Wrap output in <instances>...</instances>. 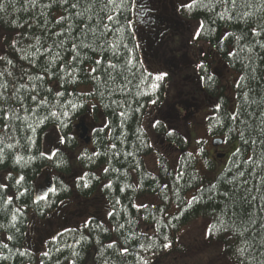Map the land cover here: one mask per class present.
Here are the masks:
<instances>
[{
  "label": "trees",
  "instance_id": "trees-1",
  "mask_svg": "<svg viewBox=\"0 0 264 264\" xmlns=\"http://www.w3.org/2000/svg\"><path fill=\"white\" fill-rule=\"evenodd\" d=\"M175 4L178 27L164 56L191 62L202 45L207 72H174L203 96L190 91L194 119L169 124L173 68L148 62L137 0H0L8 32L0 37V264H264V0ZM217 65L236 78L215 75ZM64 111L67 128L50 115ZM86 116L88 143L74 128ZM194 122L207 139L196 137L192 149ZM52 128L72 138L49 158L43 138ZM235 141L211 175L221 147ZM44 182L56 193L34 203ZM73 198L86 202L87 218L30 248L33 227L45 230Z\"/></svg>",
  "mask_w": 264,
  "mask_h": 264
},
{
  "label": "rangeland",
  "instance_id": "rangeland-1",
  "mask_svg": "<svg viewBox=\"0 0 264 264\" xmlns=\"http://www.w3.org/2000/svg\"><path fill=\"white\" fill-rule=\"evenodd\" d=\"M138 26H139V36L141 41L144 43L145 50L149 53L150 59L148 60L149 63H153L155 67L160 68L163 72L169 71L170 68L172 69L171 72V80H170V86L168 88L166 102L163 107V110L165 111V118L170 124L171 121L174 123L180 122V120L184 121V123L189 122L191 119H194L195 114L197 111L193 110L194 106L191 105L186 98H184L186 95L189 94V92H193L198 94L199 91H196L192 88V86H189L185 83L189 82V78L185 77L182 79V81L179 78V75H176L174 72L182 73L186 68H188L191 65V62L189 61V58L185 55L184 57H180L179 59L174 58H168L165 57L164 51L166 55H169L170 52L166 50L169 39H171L172 35V28L176 27L174 23L171 22L169 19L168 13H167V0H139L138 2ZM4 29L0 28V37L7 34ZM173 42V41H172ZM202 45H200L199 48H201ZM154 57V59H153ZM222 65V64H221ZM215 75L217 74H223L226 76V80L229 78H232L233 80L236 78L233 74L230 72L224 70V67H219L217 65ZM226 73L224 74L223 73ZM221 76V75H220ZM197 86L196 84H194ZM176 88V89H175ZM199 88V87H198ZM79 91H83V88H78ZM89 90V88H87ZM185 95L182 92H185ZM181 112H179V111ZM178 116H182L180 118H177ZM202 116V115H201ZM199 117V116H198ZM200 118V117H199ZM199 118H196L198 120ZM194 120V121H196ZM90 119L88 118L87 121L89 122ZM194 127L190 128L189 136L192 141V149L194 148V142L197 137V139L200 137L207 139L206 137V130L205 126L196 128V123H193ZM171 131H173V127H170ZM80 132V131H79ZM58 134L54 128L50 129L44 138V150L46 153L50 154L52 149L56 146ZM238 146L237 141L228 144L223 145L221 147V153L225 154L224 160L216 163L215 169L211 172V175H217L222 169H224L228 163V160L233 152L236 151ZM164 151L168 154H175V151L173 148L169 147H163ZM76 159L78 152L75 153ZM147 165L150 169H153L155 167V159L153 156H149L145 158ZM77 160L75 161V163ZM41 189L43 190L42 183ZM40 190V191H42ZM91 210H89V207L86 205V202L79 198H73L72 200L64 203L61 206V210L58 213H55L53 218L49 220L46 226H44L45 230H40L38 228L32 229L31 237L29 239V247L35 248L37 251L42 249V243L45 239V236H50L52 234V231H59L63 229L64 227L68 225H76L83 222ZM195 231V230H194ZM190 232V234H193V232ZM92 259L87 260V264H93L91 261ZM211 264H214L213 262Z\"/></svg>",
  "mask_w": 264,
  "mask_h": 264
},
{
  "label": "snow or ice",
  "instance_id": "snow-or-ice-1",
  "mask_svg": "<svg viewBox=\"0 0 264 264\" xmlns=\"http://www.w3.org/2000/svg\"><path fill=\"white\" fill-rule=\"evenodd\" d=\"M73 7H75V5H73ZM109 20L112 19L111 16L108 17ZM199 35V32L197 33V36ZM73 47H75V45H73ZM9 63H11V61H9ZM197 69L199 70H202V71H205L207 72V68L205 66V63L203 61H201L199 64L196 65ZM93 71H95V69H93ZM163 75H166V74H160V75H157L155 77L156 80H159V79H162L163 78ZM201 79H205V77H201ZM207 79H212V77H207ZM156 85H153V88H155ZM156 101L153 100L151 101V103H155ZM72 110L75 111V109L77 108V105L73 104L72 106ZM52 117H56L57 119H59V126L61 128H67L68 127V122L70 121L71 119V115L72 113L69 112V111H64L63 113L61 114H58L56 112H52L50 114ZM62 117V118H61ZM47 119V118H46ZM41 123H43V121H41ZM157 124H159V121H156L153 126L155 127ZM171 135V132L169 133ZM71 136H67V135H59L57 137V142L59 144H65L66 142L70 141L71 140ZM58 151V150H57ZM42 155L44 153H41ZM57 154L56 151H53L51 152L49 158H52V156H55ZM22 179V178H21ZM83 179V177L81 178ZM20 180H17V183H19ZM3 187H7V185H4V184H0V188H3ZM84 187H88V183H85L84 184ZM49 193L51 194H55L56 193V189L53 188V187H47L46 190H44L42 193L41 192H37L36 193V196H35V200H34V203H39L40 201H47L48 199V195ZM12 199L11 196L8 197V200L10 201ZM138 207H144V205H139ZM109 215H111V213H109ZM224 227V224L223 222H221L218 226H217V230H221L222 228ZM212 229H209V233H211ZM9 239H11V237H9ZM167 239V238H165ZM6 246V245H5ZM111 246V245H110ZM165 248L167 247H170V244L169 243H165L163 245ZM124 251H127V249H124ZM142 259V264H148V260L147 259H144V258H141Z\"/></svg>",
  "mask_w": 264,
  "mask_h": 264
},
{
  "label": "flooded vegetation",
  "instance_id": "flooded-vegetation-1",
  "mask_svg": "<svg viewBox=\"0 0 264 264\" xmlns=\"http://www.w3.org/2000/svg\"><path fill=\"white\" fill-rule=\"evenodd\" d=\"M167 1H168V4H167V13H168L169 19L171 20L172 23H174L175 26L178 27V25H177L178 24V20H176V18H175V17H178V15H177V5L178 4L177 5L175 4V0H167ZM173 34H175V33H172V35ZM202 49L203 48L198 49V53H199L200 57H196V55H194L195 56V59L194 60L191 59V65H190L191 67L192 66H196L197 64H199L201 61L204 60L203 59L204 51ZM215 68H212V71ZM199 93H200V96L202 97L203 95L201 94V91H199ZM202 102H208L209 104H211L210 101H207L204 98H203ZM194 110L198 112L197 107H195ZM88 118L89 117H87V116L84 117L81 120L82 122L80 121V123L78 124V127L76 128V131H75V134L77 135V137H79V136L82 135L79 132V130L84 131V129H87V131L90 132V128L92 126V122H91V120L89 122H85V120L87 121ZM81 140L83 141L84 139H81ZM57 145L58 144L56 143V146L55 147H57Z\"/></svg>",
  "mask_w": 264,
  "mask_h": 264
},
{
  "label": "water",
  "instance_id": "water-1",
  "mask_svg": "<svg viewBox=\"0 0 264 264\" xmlns=\"http://www.w3.org/2000/svg\"><path fill=\"white\" fill-rule=\"evenodd\" d=\"M84 136H85V131L83 132V134L81 135V137H84ZM85 140H86V143H88L89 142V137H86ZM221 144H222V140H220V139H214L212 141V145L213 146H219ZM218 156H223V155L222 154H219Z\"/></svg>",
  "mask_w": 264,
  "mask_h": 264
}]
</instances>
